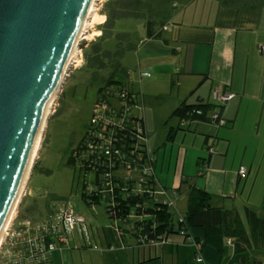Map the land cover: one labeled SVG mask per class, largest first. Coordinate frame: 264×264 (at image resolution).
<instances>
[{"label":"crops","instance_id":"0c3cea01","mask_svg":"<svg viewBox=\"0 0 264 264\" xmlns=\"http://www.w3.org/2000/svg\"><path fill=\"white\" fill-rule=\"evenodd\" d=\"M172 6L174 11L164 14L168 28L159 29L161 35L156 38L160 44L163 40L164 46L153 49L157 53L152 52L153 56L148 58L150 66L145 70L151 76L145 79H154L149 82L155 83L160 81L158 77L166 78L171 87L174 85L172 96H175L168 111L145 105L140 113L148 148L155 155L156 178L160 185L178 192L176 207L180 200L187 202L189 186L183 191L180 182L187 159L186 156L182 159L183 148L176 157L175 173H171L173 147L183 131L181 144L187 140L199 142L196 174L192 179L187 176L186 183H194L212 193L214 205L236 207L240 212V194H245L250 179L252 187L257 179H264V52L261 51L264 0H173ZM215 91L234 94L220 110L226 124L219 125L212 120L188 121L184 125L186 129L179 130L173 141L166 136L159 144L160 129H165L168 135L167 127L180 124L179 118L172 114L181 102L188 99L190 104H219ZM217 107L210 109L208 115L218 111ZM169 142L172 147L166 166ZM161 147L165 150L160 165ZM211 147L214 152L210 151ZM242 166L246 167L245 174L240 173ZM27 188L28 184L25 195ZM260 189L264 194V183ZM248 206L264 216V198L257 206ZM111 221L102 225L97 236L83 231L75 235V230L81 232L80 225H76L68 235V243L58 242V248L51 255L52 264H221V256L214 247L203 246L195 240L196 237L204 239V228H193L191 236L174 233L163 243L150 245L130 232L129 224ZM119 224L127 230H121ZM200 256L203 261L197 260ZM259 258L264 264V251Z\"/></svg>","mask_w":264,"mask_h":264},{"label":"trees","instance_id":"16d2710c","mask_svg":"<svg viewBox=\"0 0 264 264\" xmlns=\"http://www.w3.org/2000/svg\"><path fill=\"white\" fill-rule=\"evenodd\" d=\"M137 1H142L143 4L137 6ZM165 1L145 0L144 4V0H125V4L115 0L120 5L109 14L107 21L111 22L119 15H141L139 7L152 8V3H155L157 9L152 8V12L154 9L156 11L146 22L147 37L149 40L159 38V29L166 24L165 16L160 15L163 10L160 5ZM163 11L166 12V8ZM154 15L160 17L154 19ZM107 35L108 29L104 28L100 38ZM98 52L96 54L100 56ZM104 54L108 55L109 51H104ZM127 73L130 74L128 71ZM110 98H118L120 106H114ZM187 100L173 111L172 117H178L180 124L169 128L167 138L170 141L174 140L179 130L186 129L184 120H211L207 117L210 109L218 106L220 111L224 107L222 104L209 102L190 104ZM97 102L110 105L113 111L108 110L107 120H100L98 125L90 122L86 135L72 150L68 159L79 171V176H84L82 198L88 206L104 203L108 217L129 224L128 230L145 244H161L174 233L191 236L193 228H204V239L196 237L195 240L203 246L214 247L221 256V264L262 263L258 254L264 251V216L250 206H245L244 217L236 207L214 205L213 194L194 183L189 185L184 214L179 215L174 211L176 199L173 196L174 205L158 197L157 191L161 187L170 195L176 196L178 192H171L160 185L156 178L155 160L147 145L144 118L135 112L139 106L138 92L111 76L107 85L99 90ZM127 107L131 109L125 112ZM199 109H202V115L195 112ZM149 165L151 170L147 169ZM128 169L138 170L140 175L121 173L122 170L129 171ZM146 170H150V173ZM90 175L93 176L92 179L88 178ZM121 225L119 224L121 230H127ZM229 239L232 240L231 244L228 243ZM230 245L233 246L231 250Z\"/></svg>","mask_w":264,"mask_h":264},{"label":"rangeland","instance_id":"374dc122","mask_svg":"<svg viewBox=\"0 0 264 264\" xmlns=\"http://www.w3.org/2000/svg\"><path fill=\"white\" fill-rule=\"evenodd\" d=\"M172 1L166 0L161 3L160 8L163 10L166 8V12L169 11L168 13L174 11L175 8L172 6ZM119 2L125 3V0H119ZM179 3L182 2L179 1ZM142 4V1L136 2L137 6ZM119 5L115 0H104L99 3L98 13L105 17L104 21L89 27L88 33L100 30L103 34L104 28H107L108 35L105 38H100L102 34L100 36L95 35L92 39H86L81 42L80 56H78L79 62L73 65L69 71V75L57 97L54 111L47 122L42 146L28 181L27 194H24L18 207L14 226L21 223L25 218L35 221L45 220L50 217L55 219L57 210L64 207L67 202L77 214L83 217V214L86 215L84 219L86 224L88 223L86 225L88 230L85 233L97 236L96 233L103 228L102 225L112 223L106 213L104 203L88 206L83 200L84 176H79V171L68 162L72 150L78 146L90 126L99 90L107 85L111 76L115 80L128 84L131 89L138 92L139 106L135 110L136 113L142 114L141 111L145 109V105L154 109H165L163 111L169 110V103L175 96H172L174 85L171 87V82L168 83L164 77H158L160 81L152 83L149 81L154 79L146 80L145 77L140 76V73L150 66L151 60L148 58L153 56V49H160V47L164 46L163 40H161L160 44L157 42L159 39L151 40V42L147 37L146 22L152 17L157 7L154 6L155 3H152V8L156 7L153 12L150 7H139L138 11H140L141 15H119L115 16L109 23L107 21L109 14ZM163 10L160 14L161 17L166 14ZM160 15H154L153 18L157 19ZM98 48H100L99 52ZM104 51H109V54H104ZM97 52L100 53V56L96 54ZM154 52L157 53L156 51ZM174 90L175 88L173 92ZM110 100L114 106H120L118 98H110ZM168 129L167 127V131ZM180 132L173 147L171 173L172 175L175 173L173 167L176 164V157L179 149L183 148L182 159L184 160V156L187 159L183 174H180V182L181 184L183 183V191H185L187 186H189V182L186 183L185 181L187 176L192 179L191 176L196 174V152L199 142L187 140L181 144L180 137L183 131ZM166 136V130L160 129L159 144L165 140ZM171 143H168V154H166L165 159L166 166L170 160ZM160 149L162 152L159 164L161 165L165 148L161 147ZM154 156L152 155L153 158ZM129 172L135 176L140 175L138 170H129ZM165 172H167V169H165ZM121 173L126 174V171L122 170ZM88 178L92 179L93 176L90 175ZM251 179L247 184V191L245 194H240L241 199H239L240 213L244 217H246L245 206L248 204L257 206L261 199L264 198V194L261 193L260 189L264 179H257L253 187ZM251 189L252 191L254 189L252 194L248 192ZM170 190L172 192V189ZM174 195L172 194L171 196L176 199ZM184 201H178L177 207L174 208V211L179 215L184 214L187 209L185 207L187 202ZM254 210L258 211L255 208ZM78 233L83 234L82 231L78 232L75 230V235H79ZM229 247L230 250L233 248L231 245ZM258 255L260 256V253Z\"/></svg>","mask_w":264,"mask_h":264},{"label":"water","instance_id":"95a60500","mask_svg":"<svg viewBox=\"0 0 264 264\" xmlns=\"http://www.w3.org/2000/svg\"><path fill=\"white\" fill-rule=\"evenodd\" d=\"M91 2L0 0V239L24 181L25 194L38 134Z\"/></svg>","mask_w":264,"mask_h":264},{"label":"built area","instance_id":"2783aa9c","mask_svg":"<svg viewBox=\"0 0 264 264\" xmlns=\"http://www.w3.org/2000/svg\"><path fill=\"white\" fill-rule=\"evenodd\" d=\"M103 1L98 0L97 3L99 4ZM163 28L167 29L168 26L165 25ZM261 51L264 52V45L261 46ZM140 76L149 77L151 74L148 71H142ZM214 95L219 104L222 105L234 97L232 92L220 94L219 91H215ZM130 109L131 107H127L125 112ZM108 110L113 111L110 105L96 102L91 124L98 125L100 120H107L106 112ZM195 112L199 115L203 114L202 109ZM207 117L219 125L226 123L219 110L213 111ZM183 123L186 125L187 120H184ZM210 151L214 152V148L211 147ZM147 169L151 170L150 165ZM150 170H146L148 171L147 173H150ZM126 173H129V171H126ZM240 173H246L245 166L241 167ZM143 174H145V171ZM139 178L142 181L141 176ZM157 195L164 202L174 205V199L167 190L161 188L157 191ZM15 218L10 223V226L5 229L0 241V264H52L51 255L58 248V242L68 243V235L73 232L78 224L82 231L86 230L84 217L77 214L68 202L64 207L57 210L55 219L50 217L45 220L35 221L25 218L21 223L14 226ZM228 243L231 244L232 240L229 239ZM197 260L203 261V258L200 256Z\"/></svg>","mask_w":264,"mask_h":264},{"label":"bare ground","instance_id":"6f19581e","mask_svg":"<svg viewBox=\"0 0 264 264\" xmlns=\"http://www.w3.org/2000/svg\"><path fill=\"white\" fill-rule=\"evenodd\" d=\"M98 0H92L91 4H90V7H89V10H88V14L86 16V19H85V22L83 24V28L81 30V33H80V38H79V46H77L71 56H72V59H71V66L75 65L77 62H79V58L78 56L79 55V49L81 48V42H83L84 40L86 39H92L95 35H101L102 32H100V30H94L93 32H90L88 33V28L89 27H93L96 23L98 22H103L104 21V16H101L99 13H98V8L97 6L99 5L97 3ZM61 91V88L53 95V98L51 99L49 105H48V108H47V113H46V116H45V120L43 121V124H42V127L40 129V132L38 134V137H37V142L35 144V148H34V151H33V160H32V163L35 162L34 160L38 157L39 155V151H40V148L42 146V142H43V138H44V132H45V129H46V125H47V117L49 115H51L54 111V107H55V104H56V101H57V97L59 95ZM30 168L28 169L27 173L29 174L30 173ZM28 174L26 175V178L25 180L27 179L28 177ZM25 184L26 182L24 181L23 183V187L21 188V191L19 192L18 194V198H17V203L14 205V208L13 210L11 211L9 217H8V220L5 224V229H7L9 226H10V223L11 221L16 217V214H17V204L18 202L22 199L21 197L23 196L24 194V189H25ZM4 229V231H5ZM4 235V232L2 233V236H1V239ZM0 239V241H1Z\"/></svg>","mask_w":264,"mask_h":264}]
</instances>
